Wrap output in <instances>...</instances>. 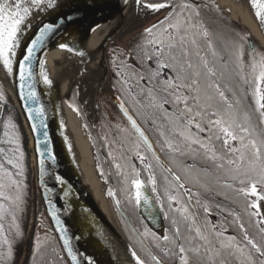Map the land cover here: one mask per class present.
I'll use <instances>...</instances> for the list:
<instances>
[{"label":"snow or ice","instance_id":"snow-or-ice-1","mask_svg":"<svg viewBox=\"0 0 264 264\" xmlns=\"http://www.w3.org/2000/svg\"><path fill=\"white\" fill-rule=\"evenodd\" d=\"M127 2L128 0H124L125 4ZM133 3L151 12H159L164 8L172 7L168 3L151 2V0H133ZM250 3L252 9L255 10L257 20L261 25H264V0H250ZM90 6L93 5L90 4ZM64 7H69L72 11H59ZM179 7L181 9L179 12L173 8L163 20L145 28L144 33L141 34L144 37L143 42L129 53V57L136 59L140 68L145 69L146 74H141L136 65L129 64L126 58L120 61L116 68V75L121 77L125 87L129 81H133L137 87L141 81H148V84L141 87L132 99L134 105L162 113V120L159 124L155 118L152 119V124L157 125L159 135L157 143L161 149L166 147L173 154L190 155L193 161L202 156L205 161L211 162L217 173L223 174L225 180L223 187L232 189L243 197L246 211L253 210L248 212V215L258 217L257 224L264 225V217H261L260 204L258 203V201H264V194L258 192V186L264 187V138H260L256 128L252 126L248 111L245 110L241 115L239 111L241 101L237 96V89H239L245 98L250 97L251 103L248 107L259 115L260 123L264 124V55H259L253 50L250 53V60L245 62L242 46H237V71L231 77L235 83H221L225 80V73L218 70L217 63H222L226 67L223 58H220L219 61L215 59L217 52L209 40L207 48L214 58L210 61L207 54H202L201 45L198 42V37L207 38L209 32L207 29H203L201 24L194 23L191 14H185V10L189 8L188 4H182ZM33 10L36 14L56 12L57 19L52 23L42 24L38 28L35 38L26 45V54L18 57L17 50L21 48L22 35L30 27ZM80 15L81 13L74 6V0H0V65L8 74H15L14 64L18 66L21 89L24 88L25 83L31 80L30 61L38 44L54 28L59 29L63 25L69 24ZM195 15L199 16V12H196ZM60 47L65 48L66 45L61 44ZM71 50L69 48V51ZM113 63L115 64V61ZM153 63L155 67L152 66ZM41 69L44 82L50 84L51 81L43 73V61H41ZM35 96L34 90L29 91V99H33ZM2 98L0 95V99ZM120 108L139 141L136 144V155L142 162L145 160V155L139 151L142 144L146 151L152 155L157 165L167 173L164 192L167 195L169 206L171 208L173 203L179 205L173 210L188 222V231L195 233L194 237L189 238V245L192 244L193 239L203 242L188 248L179 244L180 264H191L188 253H192L198 260L201 259L202 250L203 257L212 261V264H215L216 257L222 258L221 264H228L226 257L229 256L243 258L248 261V264H255L251 250L264 256V247L249 237L239 216L235 217L233 223L238 224L241 232H244L243 242L238 241L235 236L225 238L226 229L222 225L218 227L207 219L204 220L203 228L197 223L195 214L190 211L187 204L181 202L179 190H183V194L187 196L189 202L192 197H197L196 205L202 206L206 214H210L208 203L201 205V193L192 191L191 187L182 182L180 175L173 173L170 168H164L145 132L125 109L123 102H121ZM33 112L36 114L35 117L31 115ZM28 113L30 120L39 119L41 125L45 126L42 119L43 108H29ZM138 115H142V113L138 112ZM9 127L14 128L15 126L5 123V128ZM32 130L36 131L35 123L32 124ZM44 135L47 136V132ZM5 136L9 137L5 143L17 145L15 149H8V151L19 152L18 137L15 132L11 134L5 132ZM3 152L5 149L0 148V153ZM22 159V152L18 157L6 159L8 165L19 169L16 173L6 168L4 163H0V199L9 201L12 205L18 204L20 196L13 197L7 193L6 189L16 186L17 191L19 190V182L14 179V176L21 175L23 172L22 164L17 162ZM116 167L120 168L121 166L117 164ZM194 167H196L195 164L186 165V175H191L190 170ZM145 168L151 169V163L145 165ZM209 171L207 167H201L197 168L195 175H191L192 181L203 188L206 194H210L212 189L201 182L200 173L208 174ZM132 175L131 188L134 189V193H129V200L134 199L137 205L142 201L144 204H148V199L142 192L144 182L139 178V173L135 168L132 170ZM168 177H171L170 181ZM56 180L61 182L59 176L56 177ZM220 180L221 176L217 175L216 182L219 183ZM227 181L238 183L239 187L234 188L233 183ZM125 182L127 183V177H125ZM149 183L153 185V192H156L157 181L154 174L149 176ZM108 195L114 196V193L109 190ZM250 197H256V200L249 201ZM116 203L118 206L119 201ZM217 207L220 206L217 205ZM220 210L225 211L224 208H220ZM5 214L13 215L14 224L15 215L4 203H0V221L4 219ZM228 214L232 215L231 212ZM3 230V225L0 223V234L3 233ZM259 231L264 233V227H260ZM176 236L178 241L179 227L176 228ZM212 237L216 238L215 243ZM163 240L168 241L169 237L165 235ZM0 242L9 244V241L2 235H0ZM64 243L67 245L68 241L65 240ZM69 255H71L70 249ZM147 255L154 261V264H161L160 260L150 251L147 252ZM8 256H11L10 245ZM132 256L136 264H145L135 252H132ZM72 259L75 260V256H72ZM261 264H264V261H261Z\"/></svg>","mask_w":264,"mask_h":264},{"label":"water","instance_id":"water-1","mask_svg":"<svg viewBox=\"0 0 264 264\" xmlns=\"http://www.w3.org/2000/svg\"><path fill=\"white\" fill-rule=\"evenodd\" d=\"M170 1L172 0L162 3H168L172 7L164 8L159 12H151L135 5L133 0H128L127 4L124 3V0H74V6L81 15L73 22L65 24L59 29L54 28L38 44L30 61L32 77L31 80L25 83L24 88H20L21 82L17 65L14 64L15 74L6 72V79L11 94L7 93L6 89L5 91L13 103L12 105L19 116L25 135L30 142V157L33 160L31 166L38 199V217L42 213L44 214L67 264H119L112 254V248L110 250V243L106 235L107 231L110 235L118 237V231L101 210L92 195L89 185L83 179L78 162L72 152L69 134L61 118L62 103L63 101L66 102L64 97L71 88L75 87L77 89L76 103L82 114L85 115L86 123L91 129L94 130L98 124L100 101L107 100L119 119L139 143L130 128L127 117L121 111L120 104L123 102L125 109L145 132L161 164H163L164 168H170L175 173L161 156L153 140L133 112L110 84L109 68L106 60V52L109 45L114 43L115 47L123 49L122 42L124 40L129 41L131 37L143 33L145 28L163 20L175 7ZM173 1H187L192 5H198L200 2L199 0ZM90 4L93 6H90ZM59 11L70 12L72 9L64 7ZM56 19V12H51L50 14L48 12H40L36 14L35 10H33L30 27L22 35V45L17 50L18 57L26 54L25 47L38 34L40 26L44 23H52ZM100 28H103L102 38L95 47L90 49L88 41ZM261 34L264 39L263 28ZM51 40L67 45L76 53V58L68 67L54 68L51 66L47 47ZM246 41L252 49V38L247 36ZM261 46L264 48V45L261 44ZM80 53H83V55H80ZM89 59L95 60L98 74L93 76L85 73L84 76L73 82L65 93H62L61 76L69 75L74 69L80 67L85 60ZM41 61H43V73L51 81L50 84H46L44 76L41 75ZM1 84L3 83L0 82ZM32 90L35 91L36 96L33 99H29L28 93ZM1 107L0 105V112ZM36 107H41L44 110L42 119L45 126L41 125L39 119L30 120L28 118V109ZM31 115L35 117L36 114L33 112ZM33 123L36 126L35 132L32 130ZM45 132H47V136L44 135ZM141 146L145 149L142 144ZM148 154L153 159L152 155ZM153 161L156 163L154 159ZM161 169L163 170V168ZM57 176L60 177L61 182L56 180ZM181 191L183 192L182 189ZM142 192L147 197L148 204H144L142 201L138 205L139 213L151 227L155 229L162 228V213L160 209L145 186ZM185 197L188 199L186 195ZM107 199L109 201V198ZM112 200L116 211L132 227L120 204L117 206L116 202L118 200L115 194L112 196ZM189 203L191 204V202ZM109 204L112 209L110 201ZM113 215L116 225L126 239L114 213ZM137 236L145 251H150L155 255L138 234ZM65 240L68 241L67 245L64 243ZM127 243L132 251L135 252L128 241ZM69 249L71 250V255H69ZM72 256H75V260L72 259ZM160 262L161 264H168L161 260ZM124 264H127V262ZM172 264H177V261Z\"/></svg>","mask_w":264,"mask_h":264},{"label":"trees","instance_id":"trees-1","mask_svg":"<svg viewBox=\"0 0 264 264\" xmlns=\"http://www.w3.org/2000/svg\"><path fill=\"white\" fill-rule=\"evenodd\" d=\"M213 4L214 3L212 0H200L198 4V8H193L192 10H189V11L185 10V14H191L193 16L194 23L201 24L202 27L207 29L209 33L212 34V32L215 29L216 36L223 43V47L226 50L229 47H231L232 44L236 46L238 42L240 43L239 37L241 40L247 43L246 37L249 36L247 29L241 27L240 25H238L237 23L233 21H230ZM178 10H181V9L180 8L176 9V11ZM196 12H199V16L195 15ZM141 34L131 37L128 43H132L134 45L142 43L144 37ZM200 38L202 39L204 37H198V42ZM240 46H242V49H243V56L244 54H246V52H249L246 45H240ZM253 47L260 50L262 55H264V50L262 49V47H260L259 45H256ZM115 49H117V51L123 50L120 47L115 48ZM207 53L208 52L202 50V54H207ZM226 62L231 63L232 59H228ZM226 67L220 66L219 62L217 63L218 70L223 71L225 73V80L221 81V83H224V82L235 83V81H233L231 77L237 71L236 65L234 64V67H232L230 70L228 68L229 66L227 68ZM114 86L118 90L119 95L122 98V100L137 115H138V112L142 113V115H139V116L144 117V118L150 115L149 109L141 108L139 105H134L133 99H132L133 94L128 92V89L127 90L124 89L122 85L116 84ZM0 93L5 98L4 102L0 101V105L2 106L1 112H0V148L5 149V152L0 153V163H4V166L6 168H8L11 172L16 173L19 171V169L13 168L11 165H8L6 163V159L18 157L21 152L23 153V159L17 161L18 163L22 164L23 172L21 175L14 176V179L19 182V190L17 191L16 186H13L10 189H6L7 193L13 197H15L16 195H19L20 200L18 201L17 205H12L9 203V201L0 199V203H4L9 208L10 212L15 215L14 224H13L12 214H5L4 219L0 221L4 229L3 233L0 235H2L3 238H6L9 241V244H3L2 242H0V264H18L21 258V255H22V251L24 249L26 253L24 264H67L54 235H53V238H54L53 240H48L47 238L46 239L41 238V240H38L35 242V244H33L31 241V238H32V234L35 233L36 231V226L32 225L31 229L28 231V236H27L28 214H29V206H30V201L28 197V185H29V180H30L29 178L31 175V167H30V161H29L30 150H29V145H28V139L25 135V131L23 129L19 116L16 110L14 109L12 103L10 102L2 86H0ZM237 96L241 101V104L239 106V111L241 115L243 114L245 110H247L251 116L252 126L256 128V131L259 133L260 138H264V124L260 123L261 118L256 112H254L251 108L248 107L249 104L251 103L250 97L245 98L243 93H241L239 89H237ZM74 99L72 101L77 107V109L79 110L78 106L76 105V100ZM113 114L116 116V118L118 119V123L121 125L120 119L115 113V111H113ZM152 116L156 118V121L158 123L161 122L162 113L157 112L156 110H153ZM5 123H10V125H14L15 127L5 128ZM105 123H106L105 121H102L101 126H99L101 130L97 132L96 134L98 135L97 137H99L100 142L103 143L101 145L106 146L108 144L110 149H108V152L105 149L106 154L103 155L101 154V152L99 153V150L97 148L98 156L102 164H104L106 160L108 161V164L104 166L105 167L104 169L107 172V175L111 177L112 183H114V186L116 189V195L120 203V206L122 210L124 211V213L126 214V216L128 217L131 224L139 232L142 239L146 241L147 245H149L151 249L154 250L155 253L162 259V262L173 263L175 260H177L178 248H177V244L174 243L175 240L173 239L172 228L173 226L179 227L180 229L182 227V222H181L182 218H180L181 215L177 213L176 211H174L173 209H175L179 205H176L175 203H173L170 208L168 199L166 200V203L164 202V205H163L164 211L166 214L165 219L167 221V226L170 229L169 235L166 234L170 236L168 241H162L161 235H158L157 233H154L147 227L143 226V220H141L139 217L136 216L132 208L133 207L132 201L129 200L128 198V193H129L128 187H129V182L132 178V170L134 168V166H132L130 163V151L132 153L135 152L136 150L135 142L132 141L133 138L131 136H128L125 134L126 132L120 131L121 129L119 130L115 128L114 129L115 135L113 136L112 134L114 132L113 133L110 132L108 128L109 125ZM5 132H9L10 134L12 132H15L16 137H18V146L20 150L19 152L8 151V149H15L17 145L5 143V141L9 139L8 136H5ZM173 139L175 138L173 137ZM172 155H173L172 159L174 160V163L176 164L174 165V167L177 169V171H179V168H182V167L185 169V166L188 164H195L196 167L194 168L196 170L197 168H201V167H207L210 170L208 174H205V176L211 177V176H215V175L217 176V175L222 174V173H217V171L215 170L211 162L205 161L202 156L197 157V159L193 161L190 155L181 156L179 154H173V153ZM117 164H119L121 167L117 168L116 167ZM145 175L147 177L146 173ZM125 177H127V183L125 182ZM235 194L239 196L236 192ZM205 197H206L205 199H200L202 205L204 203H208V205L216 206L218 204H213L214 203L213 199H223L218 196L213 197L210 194H206ZM180 199L182 203L187 204L185 200H182V199H185V197H180ZM228 203L230 204V206L229 204H228L229 207L223 206L225 208V211H222V213L224 214L226 218L228 217L227 219L228 221H230L229 217L233 219L232 223L230 224L231 228L233 227V228L240 229L238 224L233 223L235 217L239 216L241 221L245 225V229L249 237L254 239L257 244H260L261 243L260 238L257 237L259 236V233H257L255 226H253L248 219L245 220L241 217L239 208H241L240 206L241 204H245V200L244 199H232V204L230 203V201ZM195 207H196V204H195ZM189 209L192 212V209L190 207ZM211 209L212 208H210V210ZM198 210L199 212H202L203 207L199 208ZM229 212H231L232 215H229L228 214ZM225 217H223V219H225ZM119 218L122 224H124L123 226H125L124 228L126 229V233L130 240V243L134 251L137 253V255H139L145 261L146 264H154V262L147 255L146 251L142 248L139 240L130 231L129 225L126 223L123 217L120 215ZM173 221H175V223H173ZM183 224L185 226V224H188V222L185 221V223ZM144 233H147V234L142 235ZM150 233L151 234L154 233L155 235L154 234L151 235ZM156 244L165 245L167 247V251L169 255H165L164 253H161L159 248L156 247ZM9 245L11 246V256H8Z\"/></svg>","mask_w":264,"mask_h":264},{"label":"rangeland","instance_id":"rangeland-1","mask_svg":"<svg viewBox=\"0 0 264 264\" xmlns=\"http://www.w3.org/2000/svg\"><path fill=\"white\" fill-rule=\"evenodd\" d=\"M213 1V5H215L220 12L227 17L230 21H233L235 23H237L238 25H240L241 27L247 29V27H245L244 25L241 24L240 20L238 19V17L234 16L230 10L227 8V5L224 2H219L218 0H212ZM180 10H178L179 12ZM203 29H205L203 27ZM249 36L252 38L253 41V46L259 45L260 47H262V49L264 50L263 46H261V44L259 43V41L251 35V32H249V30L247 29ZM211 41L214 47V50L217 52V57L215 58L217 61L220 60V58H223V61L225 62V64L227 65V67L229 68V70L234 67V64L237 65V60H236V52H237V46L240 45H246L249 52H246V54H244L243 56V60L245 62H248L250 60V53L255 50L259 55H262L261 51L258 50L257 48L253 47L252 49L250 47H248L247 43L243 40L240 39L239 37V41L236 44V46H234V44H232L231 47H229L227 50L224 49L223 47V43L219 40V38L216 36V31L214 29V31L211 33H209V36L207 38H200L199 40V44L201 45V48L203 51L208 52L207 56L209 57V60L212 61L214 58L211 56L210 54V50L207 48V42ZM129 41H125L122 42V47L123 50H118L115 48V44H111L109 45L107 52H106V60H107V64H108V68H109V81L110 84L114 87V89L118 92V90L116 89V87L114 85H122V87L124 89H128V92L132 93L133 96L135 94H137L140 91L141 87H144L146 84H148L147 80L141 81L139 87L135 86L133 81H129L127 87H125V85L123 84L121 77L116 75V68L119 66L120 61L124 60L127 58V62L129 64H133L136 65L138 71L141 74H146L145 69L140 68L139 64L137 63L136 59L129 57V53L132 52L134 49H136V46L138 44H132V43H128ZM257 43V44H256ZM240 44V45H239ZM117 51V52H116ZM120 53H123V55H120ZM228 59H232L231 63H228L225 61ZM113 61H115V64L113 63ZM153 67H155L154 63L152 65ZM220 66H224V64L220 63ZM225 67V66H224ZM226 67V68H227ZM237 68V67H236ZM114 85H113V84ZM143 84V85H142ZM142 85V86H141ZM1 86V85H0ZM76 93H77V89L71 88L69 90V92L66 93L65 95V100L68 103V105L78 114L82 126L84 127L86 134H87V138L90 144V152H91V159H92V167L95 171V174L100 182L101 188L105 193V196L107 198H109V201L111 203L112 209H113V213L115 214V217L117 218L118 224L120 225L123 233L126 236L127 241L129 242L130 246L132 247L130 240L128 238V235L126 234V231L123 228L122 222L117 214V212L114 209V205L110 199V196L108 195L109 190L111 189L109 187V184L112 182L111 181V177L109 175H107V172L105 171V165H103L100 160H99V156H98V150L99 153L101 152V154H106V151L108 152L109 146L108 144L106 146H102L99 140V137H97L98 135L96 134L97 132H99L101 130V128H99V126H101L102 121H105L109 126V130L110 132H114L112 135H115V131L114 129H121V125L118 123V119L116 118V116L113 114L112 108L109 104V102L107 100H101L100 101V105H99V113H98V124L97 127L93 130L91 129V127L86 123V117L85 115L82 114L78 104L76 103V105L78 106L79 110L77 109V107L75 106V104L73 103V99L76 97ZM119 94V92H118ZM0 95H2L0 93ZM3 97V95H2ZM76 100V99H74ZM1 102L5 101V98L3 97L2 99H0ZM72 101V103H71ZM103 117V118H102ZM102 120V121H101ZM105 123V124H106ZM93 131V132H92ZM121 131V130H120ZM102 133V132H101ZM28 145H29V141H28ZM98 146V147H97ZM98 148V150H97ZM183 150V148H182ZM137 159V158H136ZM139 161H141L138 158ZM29 161H30V167H31V175H30V180H29V185H28V197H29V201H30V206H29V214H28V229H27V236H28V231L31 229L32 225L34 226V219L36 216V207L38 205V199H37V190L36 187L32 188V184H34V174H33V168H32V161H31V157H30V153H29ZM142 162V161H141ZM191 175H195L196 174V169L193 168L190 170ZM103 173V174H101ZM177 173L181 176L182 182L186 183L187 186L191 187L193 191L197 190L201 193L200 199H205V195L206 193L204 192L203 188H200L198 185H196L194 183V181H192L191 179V175H186V170L182 167L179 168V171H177ZM201 176V182L207 184L211 189V193L210 195H212L213 197H221L223 199H228V201H232V199H244L241 196H237L235 194V192L232 189H228L223 187V183L225 182V180L223 179L222 174H220L221 176V180L219 183L216 182V175L215 176H205V174L200 173ZM148 182H149V178H148ZM228 183H233V187H239L238 183L232 182V181H227ZM150 184V183H149ZM152 187L153 185L150 184ZM258 192L264 194V187L258 186ZM217 193H219V195H217ZM160 201V199H158ZM249 200H256V197H250ZM258 203L260 204V212H261V217H264V201H258ZM250 211H253L251 209H249ZM117 215V216H116ZM248 219L250 221V223L255 226L258 230L260 227H264V225H258L257 224V220L259 219L258 217H251L248 215ZM264 234V233H263ZM133 248V247H132ZM258 254V253H257ZM259 255V254H258ZM141 260H143L139 255H137ZM144 261V260H143ZM145 262V261H144ZM146 264V263H145Z\"/></svg>","mask_w":264,"mask_h":264},{"label":"flooded vegetation","instance_id":"flooded-vegetation-1","mask_svg":"<svg viewBox=\"0 0 264 264\" xmlns=\"http://www.w3.org/2000/svg\"><path fill=\"white\" fill-rule=\"evenodd\" d=\"M165 1L167 2V0H151V2H165ZM170 2H171V4L175 5V7H174L175 9L180 8L179 6L182 5V4H188L189 5V8L186 9L188 11L189 10H192L193 8H198V5H192L189 2H187V1H173L172 0ZM191 6H192V8H191ZM131 111L133 112V114L135 115V117L137 118V120L140 122V124L142 125V127L145 129V131L149 134V136L153 140V142H154L157 150L160 152L161 156L169 164V166L174 170V172L177 175H179L177 173V169L174 167V165H176V164L174 163V160L172 159V157H173L172 153L169 152V150L166 147L162 150L161 147L157 143V140L159 139V135H158V131H157V125L152 124V119L154 118L152 116L153 109H149L150 115L147 116L146 118L137 115L132 109H131ZM145 119L147 120V122H146ZM120 123H121V129H124L123 132H126L125 133L126 135L131 136L133 138L132 141L135 142V146H136V144L138 142L136 141V139L134 138V136L132 135V133L122 123L121 120H120ZM157 124H159V123L157 122ZM161 143H162V141H161ZM136 151H137V149L135 150L134 153H132L130 151V163H131L132 166H134L135 170L139 173V178L144 182V186L147 188L150 196L154 200V202L157 205V207L160 209V211L162 213V219H161V221L163 223V227L162 228H158V229L156 228L155 229V228L151 227L150 225H148V223H146L144 221V219L142 218L141 214L139 213V206L136 204V202H135L134 199L131 200L132 201V205H133L132 208H133L134 213L136 214V216L139 217L141 220H143V226L144 227H147L152 232L157 233L158 235H161V239H162V241H164L163 240V237L166 234L169 235V233H170V229L168 228L167 221L165 219L166 218V214H165L164 207H163L164 202L166 203V200L168 199L167 198V195L164 192L165 177L167 176V174L153 161V159L150 157V155L146 152V150L142 146H140L139 151L143 155H145V157H146L143 162H141V161L138 160L139 157L136 155ZM149 163H151L152 168L151 169L145 168V165H147ZM107 164H108V161L106 160V162L103 165H107ZM145 173L147 174V177H146ZM152 174L155 175L156 181H157V183H156L157 191L156 192H153V190H152L153 187L148 182V178ZM132 178H133V175H132ZM168 180L169 181L171 180L170 177H168ZM109 187L111 188L110 190L116 195V189H115L114 183L111 182L109 184ZM128 188H129V193L130 192L134 193V189L131 188V180L129 182V187ZM179 191H180V193L182 195L181 197H185V196H183V192L181 190H179ZM129 193H128V197H129ZM158 197H159L160 201L158 200ZM116 198H117V195H116ZM110 199H111V201H113L112 200V196H110ZM196 199H197V197H192L191 204L189 203L188 199H186V197H185V199H182V200H185V202L187 203V205L192 209V213H194L195 216H196L197 223L202 228H203L204 220L207 219V220L211 221L212 224H215L218 227L222 225L223 228L226 229V231L224 232V237L225 238L227 236H235V237H237L238 241L243 242L244 232H241V230L240 229H237V228H233V227L231 228V225L230 224L232 223V220L233 219H231V217H229L230 218L229 219L230 221H228L227 220L228 217L226 218L224 216V214L222 213V211L220 210V208H224V207H229L230 206V204L228 203L229 202L228 199H213V201H214L213 204H218L220 207H217V205L216 206L209 205V207L212 208L210 210V214H206V213H204V211L199 212L198 209L199 208H202V206L196 205V207H195V204H196L195 201H196ZM213 201H211V202H213ZM230 203L232 204V201H230ZM228 204H229V206H228ZM201 205H202V203H201ZM240 206H241V208H239V209H240L241 217L243 219L247 220L249 218L248 217V212H250V210L248 209L246 211V205L245 204H241ZM38 215L39 214L37 213V215L35 216V219H34V226H36V231H35V233L32 234V238H31V241H32L33 244H35L36 241L41 240V238H45V239L47 238L48 240H53L54 239L53 238V233H52L51 228H50V225H49L48 221L46 220L44 214L42 213L40 215V217H38ZM223 217H225V219H223ZM180 218H182V217L180 216ZM182 219H181L182 227L180 229V236H179V240L178 241H177V236H176V228L177 227L173 226V228H172V230H173V234H172L173 235V239L175 241H177L176 244H177V248H178V257H177V260H175V261H177V264H180V261H179V246H178L179 244H183L185 248H188L190 246L194 247L197 244H202L203 243L202 241H200L198 239H193L192 240V244L189 245L188 240H189V238L194 237L195 236V233L194 232H191L190 233L188 231V227H187L188 224H185V226H184L183 223H185V221L184 220L182 221ZM122 225H124V224H122ZM124 227L125 226H123V228ZM129 228H130V231L139 240L137 234L140 237H141V235L135 229V227L133 226V228H134L133 229L129 225ZM124 230L126 231L125 228H124ZM256 230H257V233H259V236H257V237H259L260 238V241H261V243L258 244V245L264 247V234L261 233L257 228H256ZM153 234H151V235H153ZM168 237H170V236H168ZM212 239H213V242L215 243L216 242V238L215 237H212ZM139 242H140V240H139ZM144 242L147 245L146 241H144ZM141 246H142V244H141ZM147 246L155 254V256L159 260L162 261V259L155 253V251L152 250L149 245H147ZM156 247L159 248V250H160L161 253H164L165 255H169V253L167 251V247L165 245L156 244ZM142 248L144 249L143 246H142ZM249 248H250V246H249ZM251 254H252V257H253V259H254V261H255L256 264H261V261H264V256L258 255L255 252V250H251ZM188 255L191 258V264H212V261H209V260H207L206 258L203 257V250L201 252V259H199V260L192 253H188ZM25 256H26V253H25V249H24L22 251V255H21V258H20L18 264H24ZM226 259L228 261V264H248V261L244 260L243 258H237L236 256H229V257H226ZM221 260H222L221 257H216L215 258V264H221ZM168 264H172V263H168Z\"/></svg>","mask_w":264,"mask_h":264},{"label":"bare ground","instance_id":"bare-ground-1","mask_svg":"<svg viewBox=\"0 0 264 264\" xmlns=\"http://www.w3.org/2000/svg\"><path fill=\"white\" fill-rule=\"evenodd\" d=\"M219 2H224L227 5V8L230 12L238 17L241 24L247 27V29L252 33V35L264 45V39L261 34L262 28L264 25L257 20L255 16V10L252 9L250 0H218ZM103 28L97 30L89 39L88 46L89 48L95 47L101 40ZM57 41L51 40L48 43V57L50 60L51 66L54 68H64L68 67L76 58V53L74 51H69V47L66 45L65 48H61ZM65 45V44H64ZM86 74L95 76L98 74V70L95 66V60L89 59L85 60L84 63L74 69L69 75L61 76V91L65 93L71 86V84L82 76ZM0 82L3 83L1 86L4 91L11 94V90L8 86L6 79V70L3 69L0 65ZM5 91V92H6ZM6 93V94H7ZM64 95V94H63ZM10 102L12 103L9 95L7 94ZM13 104V103H12ZM61 118L65 123L67 132L69 134V140L72 148V152L78 162L81 174L85 182L89 185L92 195L94 196L95 201L107 216V218L112 222L118 231V237L110 235L106 231L107 239L110 243V250L112 248V254L115 259H117L119 264H136L135 259L132 256V249L128 246V243L120 229L116 225V221L110 207L109 201L104 195V191L101 188L100 182L95 174V171L92 167V159L90 152V144L87 138L86 131L82 126L81 120L78 114L68 105L67 102L63 101L61 108ZM30 146V142H29ZM33 162V160H31ZM36 187L35 181L32 184V188Z\"/></svg>","mask_w":264,"mask_h":264}]
</instances>
